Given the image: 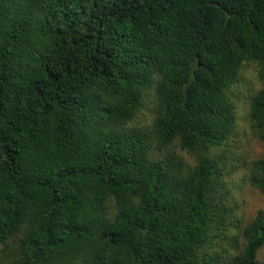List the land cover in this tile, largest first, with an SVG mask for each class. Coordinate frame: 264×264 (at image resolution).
I'll return each mask as SVG.
<instances>
[{"label":"trees","instance_id":"1","mask_svg":"<svg viewBox=\"0 0 264 264\" xmlns=\"http://www.w3.org/2000/svg\"><path fill=\"white\" fill-rule=\"evenodd\" d=\"M250 64L264 143V0H0V264H259L222 166Z\"/></svg>","mask_w":264,"mask_h":264},{"label":"rangeland","instance_id":"2","mask_svg":"<svg viewBox=\"0 0 264 264\" xmlns=\"http://www.w3.org/2000/svg\"><path fill=\"white\" fill-rule=\"evenodd\" d=\"M262 88L258 79L256 66H244L239 73L237 82L232 85L230 95L236 105L237 128L235 136L228 142L226 158L222 166L227 165L225 171H230L226 180L231 183L232 199L241 206L239 214L248 221L260 210L264 212V195L256 191L248 179L251 164L259 159H264V143L251 133L249 113L251 98ZM156 99L152 98L145 110L139 115L138 127L148 130L150 124L145 122L156 109ZM172 151V150H171ZM186 156V154H181ZM187 157V156H186ZM192 162V159H190ZM17 238L12 237L5 245H0V256L13 261L17 254ZM259 264H264V247L258 251Z\"/></svg>","mask_w":264,"mask_h":264},{"label":"clouds","instance_id":"3","mask_svg":"<svg viewBox=\"0 0 264 264\" xmlns=\"http://www.w3.org/2000/svg\"><path fill=\"white\" fill-rule=\"evenodd\" d=\"M252 98H253V97H252ZM252 98H251V99H252ZM250 103H251V101H250Z\"/></svg>","mask_w":264,"mask_h":264}]
</instances>
